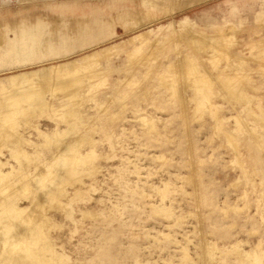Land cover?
<instances>
[{
  "label": "rangeland",
  "instance_id": "rangeland-1",
  "mask_svg": "<svg viewBox=\"0 0 264 264\" xmlns=\"http://www.w3.org/2000/svg\"><path fill=\"white\" fill-rule=\"evenodd\" d=\"M165 2L0 0V264H264V0Z\"/></svg>",
  "mask_w": 264,
  "mask_h": 264
},
{
  "label": "bare ground",
  "instance_id": "bare-ground-1",
  "mask_svg": "<svg viewBox=\"0 0 264 264\" xmlns=\"http://www.w3.org/2000/svg\"><path fill=\"white\" fill-rule=\"evenodd\" d=\"M154 1V0H153ZM166 0H163V7H164V3H166L165 2ZM158 2H160V1H158ZM157 2V3H158ZM147 3V2H146ZM150 3V2H149ZM160 4H162V3H160ZM159 7H160V5H159ZM186 7V6H185ZM166 8V7H165ZM174 8V7H173ZM178 8H180L179 6H178ZM183 8V7H182ZM181 8V9H182ZM160 9H161V7H160ZM164 9V8H163ZM178 11V10H177ZM150 20V19H149ZM264 21V20H263ZM186 23H184V22H179V26L180 27H184V25H185ZM188 26V25H187ZM186 26V27H187ZM227 27H229V24H227L224 28H227ZM170 29H171V27H170ZM172 30V29H171ZM173 31V30H172ZM178 31V30H177ZM221 31V30H220ZM176 33V32H175ZM228 33V32H227ZM147 34V33H146ZM179 35V34H178ZM142 36V35H141ZM169 36H171V35H169ZM133 37V36H132ZM194 37V36H193ZM203 37V36H202ZM205 37V36H204ZM203 37V38H204ZM214 36L212 35L211 37H209V39H216V37H214ZM222 38V39H229V38H233L234 36L232 35V34H219L218 35V38ZM143 39V38H142ZM141 39V40H142ZM222 41V40H221ZM231 41V40H230ZM115 44V43H114ZM112 46H108V47H103V48H101L100 47V49H98V50H96V51H93V52H89V53H87V54H85V55H83V56H81L80 58H76V59H74V60H71L70 62L68 61V66L66 67V69H64L62 72H61V70H60V72H56V70H57V68L59 67V66H61V65H51V66H48V67H46L45 68V70H47L48 71V74H46V75H51L52 73L54 74V76H58V77H61V76H65V75H69V74H71V73H74V72H77V71H80V70H83V69H87L88 67H91V66H93L94 64H97V59H98V56H100V54H101V51H103V50H106L107 49V51H105V52H108V54L112 51V52H115V53H117L118 52V49H116L115 47H112ZM215 49V48H214ZM210 50V49H209ZM213 49L211 48V50L210 51H212ZM214 52V51H213ZM215 52H216V50H215ZM132 53H133V51H132ZM107 54V53H106ZM131 54V53H130ZM217 54H219V53H217ZM23 55H25V54H23ZM22 55V56H23ZM213 55H214V53H213ZM212 55V56H213ZM220 55V54H219ZM227 55V54H226ZM16 56H18L17 54H16ZM15 56V57H16ZM26 56H27V54H26ZM25 56V57H26ZM103 56V55H102ZM107 56V55H106ZM218 56V55H217ZM215 57V56H214ZM213 57V58H214ZM22 59L21 60H23L24 58L23 57H21ZM10 59V58H9ZM27 59H28V57H27ZM216 59V58H215ZM18 60H19V58H18ZM21 60L19 61V62H21ZM25 60V59H24ZM99 60V59H98ZM101 60V59H100ZM13 61V60H12ZM14 61H16L17 62V60H14ZM26 61V60H25ZM10 62V61H9ZM18 62V63H19ZM61 64V63H60ZM63 64V63H62ZM41 69V68H40ZM40 69H38V70H40ZM56 69V70H55ZM42 71L44 70V68L43 69H41ZM34 70H29V71H22V72H20L19 74H13V75H9L7 78H8V81H9V83H12L11 85H13V87H20V88H22L23 86L25 87V85H29L32 81H33V73L34 74H36V71L35 72H33ZM42 73V72H41ZM43 73H44V71H43ZM55 74H57V75H55ZM45 75V76H46ZM33 76V77H32ZM36 76V75H35ZM39 76H42V75H40V73H39ZM44 76V75H43ZM44 76V77H45ZM50 77V76H49ZM6 78V77H5ZM20 79L19 80V85L18 86H14V82H16V80L15 79ZM35 78V77H34ZM46 78V77H45ZM49 79V78H48ZM7 82V81H6ZM18 83V82H17ZM34 83V82H33ZM10 85V87H12ZM9 86V85H8ZM2 87V86H1ZM5 88V87H4ZM5 90H7V88H5ZM16 96V95H15ZM14 97V96H13ZM10 98V97H9ZM19 99H21L22 100V98H21V96L20 97H18V100ZM8 100V99H7ZM15 101V103H16V99L14 100ZM12 103V102H11ZM14 103V104H15ZM13 105V104H12ZM11 105V106H12ZM5 106V105H4ZM11 106H9L8 105V107H11ZM48 106V105H47ZM1 107H3V106H1ZM7 107V106H6ZM7 107V111H9V108ZM47 108V107H46ZM3 109V108H2ZM7 111H5V112H7ZM2 112V111H1ZM3 113V112H2ZM11 113H13V112H11ZM3 115V114H2ZM1 115V116H2ZM4 116V115H3ZM2 116V117H3ZM9 116H6L5 118H8ZM0 119H1V117H0ZM3 119V118H2ZM10 119V118H9ZM14 121V120H13ZM15 124V123H14ZM15 130V129H14ZM11 135V134H10ZM11 148V147H10ZM18 148V147H17ZM87 157H89V156H87ZM79 162H82V161H84L85 160V157L84 156H82L81 158H78L77 159ZM68 165V164H67ZM2 174V173H1ZM0 174V178L2 177H4L5 175L4 174H2L1 175ZM41 181V180H40ZM163 183H165V182H163ZM9 186H12V185H9ZM165 186V185H164ZM164 188V187H163ZM20 211V210H19ZM31 213V212H30ZM28 215V214H27ZM32 215V214H31ZM15 216H19V214L18 215H15ZM30 217V216H29ZM8 218H10V217H8ZM167 236V235H166ZM24 240V241H23ZM22 240V242H21V240H20V243L18 242V241H14V242H11V243H14V245L13 246H15V248L16 247H18V248H16L18 251H20V252H22V254H20L19 253V255H21V256H18V258H17V260L15 261V263L14 262H12L11 264H37L36 262V258L35 257H31V256H26V257H22V255H23V251H24V249H25V245H26V243H25V239H23ZM27 240V239H26ZM45 240H46V238H45V236L44 235H38L36 238H35V241H36V243L38 244V245H36V246H39V248L41 249L40 251H42V252H44V253H47L49 256L48 257H50L49 259L48 258H43V261L42 260H40V261H38V262H40V264H48V262L49 261H52L53 262V260H55L54 258L56 257V254H55V252H53V250H52V246L49 244V245H46V243H45ZM28 241V240H27ZM22 243V244H21ZM25 243V244H24ZM28 243V242H27ZM12 245V244H11ZM35 248V247H34ZM255 248V247H254ZM37 249V248H36ZM251 249V248H250ZM247 252V251H246ZM248 253V252H247ZM58 255H60V254H58ZM58 255H57V258H58ZM40 255H38V257H39ZM250 256V258L248 259V261H251V264H255L256 263V261H257V259H258V257H257V254L256 253H251L250 255L249 254H247L246 255V257H249ZM62 257V256H61ZM61 257H59L60 259H61ZM56 258V259H57ZM41 259V258H40ZM60 259H58V260H60ZM56 262V261H55ZM247 263V262H246ZM53 264H55V263H53ZM258 264V263H257Z\"/></svg>",
  "mask_w": 264,
  "mask_h": 264
},
{
  "label": "crops",
  "instance_id": "crops-1",
  "mask_svg": "<svg viewBox=\"0 0 264 264\" xmlns=\"http://www.w3.org/2000/svg\"><path fill=\"white\" fill-rule=\"evenodd\" d=\"M184 19H186L188 21V18L186 16L183 17Z\"/></svg>",
  "mask_w": 264,
  "mask_h": 264
}]
</instances>
